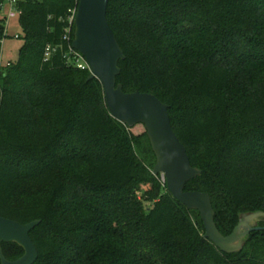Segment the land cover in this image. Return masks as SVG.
<instances>
[{"label": "trees", "instance_id": "obj_1", "mask_svg": "<svg viewBox=\"0 0 264 264\" xmlns=\"http://www.w3.org/2000/svg\"><path fill=\"white\" fill-rule=\"evenodd\" d=\"M78 2L20 0L22 45L1 75L0 216L39 221L33 264H264V229L233 252L205 237L153 173L144 125L113 118L100 81L66 63ZM106 17L124 53L116 83L167 104L200 171L184 189L209 194L222 235L264 212V0H109ZM46 45L58 49L44 61Z\"/></svg>", "mask_w": 264, "mask_h": 264}, {"label": "water", "instance_id": "obj_2", "mask_svg": "<svg viewBox=\"0 0 264 264\" xmlns=\"http://www.w3.org/2000/svg\"><path fill=\"white\" fill-rule=\"evenodd\" d=\"M109 0H79L75 18L72 47L85 59L89 78H97L103 89L105 104L113 118L132 126L142 123L156 156L154 174L164 177L167 190L188 209L199 212L205 234L217 247L225 252L241 249L244 238L253 230L264 229L250 223L264 217L263 211L252 212L239 220L230 234L222 235L214 223V211L207 192L185 190V184L200 171L191 166L184 145L172 129L167 104L147 92H125L116 83L119 60L124 53L112 32L106 17ZM39 223L33 220L19 223L0 216V264H33L37 249L29 232ZM2 242H15L24 250L15 259L8 260L1 249Z\"/></svg>", "mask_w": 264, "mask_h": 264}, {"label": "built area", "instance_id": "obj_3", "mask_svg": "<svg viewBox=\"0 0 264 264\" xmlns=\"http://www.w3.org/2000/svg\"><path fill=\"white\" fill-rule=\"evenodd\" d=\"M19 1L20 0H0V11H4L5 15L0 19L2 20L4 24L3 34L0 37V44H2L4 37H6L7 34V24L11 19H18L21 14V9L19 7ZM76 9L70 10V14L67 18V24L65 26L64 32H63V41L67 44V51L64 55V58L66 60V63L77 66L81 69H88V64L85 61L84 57L72 47V41H71V32L72 27L74 25V18H75ZM19 34H15L14 37L17 38ZM73 40V39H72ZM58 49V46L56 45H46L44 48L43 53V60L47 61L50 56L56 52ZM9 61H6L3 63L0 59V102L2 99V87H1V75L2 71L4 69V66L9 65ZM162 181L164 180V177L161 176Z\"/></svg>", "mask_w": 264, "mask_h": 264}, {"label": "rangeland", "instance_id": "obj_4", "mask_svg": "<svg viewBox=\"0 0 264 264\" xmlns=\"http://www.w3.org/2000/svg\"><path fill=\"white\" fill-rule=\"evenodd\" d=\"M5 15L4 11H0V19ZM7 36L4 37L3 42L1 44L0 49V59L3 63L6 61H15L18 58V50L22 45V40L20 38H15V34H22V28L18 23V19H11L7 24ZM143 130L142 127H140ZM195 210V209H194ZM214 211V210H213ZM257 212V211H256ZM249 214H243L239 220H243V216ZM214 219V216H213ZM261 222H264V217H260L259 219L250 223L252 226H259ZM215 223V222H214ZM238 223V222H237ZM237 225V224H236ZM235 225V226H236ZM216 226V224H215ZM217 228V226H216Z\"/></svg>", "mask_w": 264, "mask_h": 264}]
</instances>
